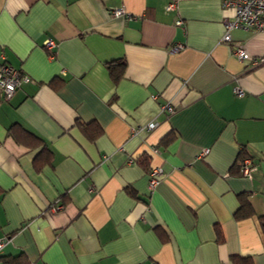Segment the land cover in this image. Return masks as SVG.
Wrapping results in <instances>:
<instances>
[{
  "label": "crops",
  "instance_id": "obj_1",
  "mask_svg": "<svg viewBox=\"0 0 264 264\" xmlns=\"http://www.w3.org/2000/svg\"><path fill=\"white\" fill-rule=\"evenodd\" d=\"M170 1L0 0V61L30 78L9 98L0 90V256L264 264V61L233 54L240 42L264 57V30L223 40L232 10L220 0ZM12 125L41 144L18 142ZM241 203L252 212L236 218Z\"/></svg>",
  "mask_w": 264,
  "mask_h": 264
},
{
  "label": "built area",
  "instance_id": "obj_2",
  "mask_svg": "<svg viewBox=\"0 0 264 264\" xmlns=\"http://www.w3.org/2000/svg\"><path fill=\"white\" fill-rule=\"evenodd\" d=\"M176 0H171L167 3L166 9H173ZM222 9L229 8L232 10V19L229 20L227 17L224 19L225 33L223 34V40H231L230 29L231 28H242V29H255L264 30V0H220ZM114 16H129V14L122 8H115L111 11ZM177 24L181 23V20L176 21ZM55 43L51 39L45 41V46L51 49ZM182 47L181 44L173 45L172 51H177ZM233 54L239 61H245L250 59L253 63L264 61V57L257 59L252 58L245 46L242 43H235L233 45ZM30 78L26 74L22 73L19 69L0 61V90L3 92L5 98H9L12 93L22 83L29 81ZM238 95H242L243 91L236 89ZM157 123L150 122L147 124L146 129L150 130L156 126ZM210 149L204 147L198 153V157H204L209 153ZM240 165V172L245 175H250V170L253 167V162L249 157H244L238 161ZM162 172L160 167H153L148 171V189L152 191L157 183L156 176ZM59 208L54 206L53 209ZM6 239L0 238V250L4 245Z\"/></svg>",
  "mask_w": 264,
  "mask_h": 264
},
{
  "label": "trees",
  "instance_id": "obj_3",
  "mask_svg": "<svg viewBox=\"0 0 264 264\" xmlns=\"http://www.w3.org/2000/svg\"><path fill=\"white\" fill-rule=\"evenodd\" d=\"M125 67H126V63L124 60L111 61L107 64L109 74L114 82H116L120 77L123 76ZM15 126L16 125H12L11 133L14 134V138L18 142H22L31 147H36V146L38 147L41 144L42 141L36 135L26 131L22 127L16 129ZM82 129H83L84 134L90 139L94 138L99 133L98 130L95 131L94 129H89L86 127H83ZM44 150L45 148L42 147L41 151L44 152ZM244 157L245 155H242V157L240 158L242 159ZM251 212L252 211L249 205L241 203V206L235 213V217L241 218V217L250 215ZM261 228L262 230H264V221H261ZM0 261H1V264H28V261L22 254L0 256ZM237 264H251V260L247 258H242V259L237 260Z\"/></svg>",
  "mask_w": 264,
  "mask_h": 264
}]
</instances>
